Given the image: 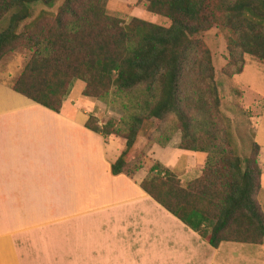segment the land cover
Instances as JSON below:
<instances>
[{"label":"trees","instance_id":"obj_1","mask_svg":"<svg viewBox=\"0 0 264 264\" xmlns=\"http://www.w3.org/2000/svg\"><path fill=\"white\" fill-rule=\"evenodd\" d=\"M35 1L50 7L54 0H0V20L7 16L0 56L16 47L28 51L10 88L57 112L70 82L80 80L82 96L117 109L119 117L100 126L92 116L84 122L103 137L124 140L112 174L131 177L141 167L143 159L128 149L143 124L154 125L156 133L144 149L166 145L178 130V148L205 155L200 175L181 186L153 162L139 183L142 191L212 247L259 243L264 218L255 201L258 147L251 143L252 157L239 158L225 146L208 51L194 36L214 24L229 32L222 67L227 76L240 72L243 53L264 63V0H136L167 19L165 27L135 17L120 25L102 0H63L54 14L40 10L30 18L28 5Z\"/></svg>","mask_w":264,"mask_h":264},{"label":"crops","instance_id":"obj_2","mask_svg":"<svg viewBox=\"0 0 264 264\" xmlns=\"http://www.w3.org/2000/svg\"><path fill=\"white\" fill-rule=\"evenodd\" d=\"M83 86L72 80L54 112L0 79V264H264V235L212 247L140 188L153 162L184 186L200 175L203 153L175 139L152 143L131 177L112 174L124 140L84 127L92 102ZM256 133L249 143L258 147L255 201L264 218V140ZM144 144L136 136L128 154Z\"/></svg>","mask_w":264,"mask_h":264},{"label":"rangeland","instance_id":"obj_3","mask_svg":"<svg viewBox=\"0 0 264 264\" xmlns=\"http://www.w3.org/2000/svg\"><path fill=\"white\" fill-rule=\"evenodd\" d=\"M62 1L54 0L50 7H45L38 1L30 3L28 5L30 18L36 16L40 10L54 14ZM102 2L105 13L118 19L120 25L128 22L132 17L164 27L169 25L167 19L145 11L143 5L136 0H102ZM6 19L7 16H4L0 20V30L5 27ZM28 20L21 22L17 31L22 30L24 23ZM228 35L229 32L225 28L214 24L194 37L200 40L208 51L212 79L217 84L218 105L215 117H218L221 130L227 134L225 146L239 158L245 152V155L250 153L252 157L249 139L251 134L256 133V123L259 124L256 117L260 113L261 107L264 106V63L243 53L241 55L242 67L239 73L229 76L222 73V67L226 64L228 57L226 50ZM27 58L28 51L21 47L4 52L0 56V79L12 85ZM74 92L75 90H72V93ZM87 98L92 102L89 114L96 119L97 125L100 126L108 119L115 120L119 117L120 112L117 109L98 99ZM261 113L263 120L260 122V130L256 133L257 140L260 142L264 140V107ZM153 129L154 125L143 124L136 136L146 144L148 138L156 134ZM172 139H175V144L178 145L180 140L178 130L172 134L170 140ZM145 151L144 147L141 148L136 156L141 160L144 159ZM142 153L143 157H140ZM261 156L264 160L263 148Z\"/></svg>","mask_w":264,"mask_h":264}]
</instances>
